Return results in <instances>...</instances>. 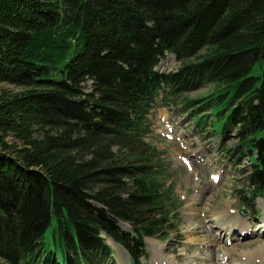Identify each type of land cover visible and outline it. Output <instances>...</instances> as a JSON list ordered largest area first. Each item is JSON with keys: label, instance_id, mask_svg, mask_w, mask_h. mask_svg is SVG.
<instances>
[{"label": "trees", "instance_id": "trees-1", "mask_svg": "<svg viewBox=\"0 0 264 264\" xmlns=\"http://www.w3.org/2000/svg\"><path fill=\"white\" fill-rule=\"evenodd\" d=\"M0 83L21 88L0 92V264H112L106 239L134 264L167 240L179 206L145 141L164 100L234 129L224 159L264 196V0H0Z\"/></svg>", "mask_w": 264, "mask_h": 264}, {"label": "rangeland", "instance_id": "rangeland-1", "mask_svg": "<svg viewBox=\"0 0 264 264\" xmlns=\"http://www.w3.org/2000/svg\"><path fill=\"white\" fill-rule=\"evenodd\" d=\"M178 66L179 62L174 55L167 54L159 61L156 70L167 73L174 71ZM258 72L257 67L252 71L253 74ZM90 89L91 83L86 82L84 90L90 91ZM210 89V86H201L183 96L189 99H199L207 95ZM3 90L12 94L20 91L21 88L0 83V92ZM166 102L167 100L162 101L153 111L150 117L152 133L145 137V141L159 151L165 171L164 184L168 186L172 198L179 206L175 211L177 212L175 229L167 240L145 238V255L138 258L134 264H159V258L164 264H189L183 260L192 255L205 258L206 250H216L215 258L218 259V263L220 261L222 264L224 262L226 264L245 263V258H239L237 253L244 254L253 250L254 254L248 255L247 261L264 264V255L254 250L260 245L264 248V227H260L261 224L264 225V196L252 202L243 201L244 190H247L246 176L250 169L248 158L243 156L237 162H232L224 159L225 156L222 153V150L233 147L237 142L235 130L230 129L227 136L220 140L208 124L202 129L194 125L193 117L205 114L206 111L199 110L192 115L183 107L176 106L181 105L182 101L164 105ZM199 104L195 103L193 106ZM6 140L9 144L20 145V142L11 136ZM215 176L219 177L218 181L214 179ZM194 205L196 212L191 214L189 207ZM222 211L230 214L236 212L235 216L249 225L246 232L248 235L244 236L245 230L239 231L243 226L237 222H235L234 229L229 228L232 222L226 224L227 229L224 227L221 230L214 227V222L210 220ZM203 222L208 227L209 225L213 227H210L208 231L212 239L214 238V245L205 244L202 240L206 232L198 227L193 229L195 226L203 225ZM121 225L126 230L129 228L126 223H121ZM234 230L240 235L237 232L236 236ZM232 232L233 237H231ZM216 233L219 235H215ZM106 243H109L111 247L112 264H133L129 260V255L123 254L117 245L110 243L108 239ZM233 245L237 252L233 255L230 253L223 255L225 252H230L224 250V247L226 249ZM155 256L159 257H156L157 261H155ZM178 256L180 259L177 258ZM190 264L193 263L190 262Z\"/></svg>", "mask_w": 264, "mask_h": 264}, {"label": "bare ground", "instance_id": "bare-ground-1", "mask_svg": "<svg viewBox=\"0 0 264 264\" xmlns=\"http://www.w3.org/2000/svg\"><path fill=\"white\" fill-rule=\"evenodd\" d=\"M193 202H195L194 200H193ZM193 208V209H192ZM196 207H195V205L194 206H191V207H189V211H190V213L192 214V213H194V212H196L195 209ZM198 210V209H197ZM228 212H232V211H230V210H228V209H226ZM227 211H222L220 214H215L214 215V218L213 219H211V220H213V221H211L210 220V222H214L213 224H214V227H216V228H219V229H223L224 227L227 229V225L226 224H229L230 222H232V225H231V227H229L230 229L232 228V229H234V225H235V222H237V224H241L243 227H241V230H239V231H244L245 230V234H244V236L246 235H248L246 232H247V229H248V227H249V225L246 223V222H241V220L239 219V218H237L236 216H235V213L236 212H233L232 214H230V213H228ZM224 212H225V214H224ZM194 215V214H193ZM192 216V215H191ZM239 216H240V214H239ZM240 217H242V216H240ZM243 218V217H242ZM226 219V220H225ZM201 225V224H200ZM200 228L201 229V231H203V232H206L207 234L206 235H204L203 237V241H205V244H211V245H214V238L212 239V237H211V233H209V228L211 227V225H209V227L203 222V225H201V226H195L193 229H195V228ZM260 227H264V225H262L261 224V226ZM211 228H213V227H211ZM192 229V230H193ZM191 230V231H192ZM236 230H237V228H236ZM251 230V229H250ZM194 231V230H193ZM233 231V230H232ZM234 232H236V236H237V232L238 231H235L234 230ZM233 233V232H232ZM210 234V235H209ZM215 235H219V234H215ZM238 235H240V233L238 232ZM234 236V233L232 234V236L231 237H233ZM243 236V237H244ZM204 243V242H203ZM236 246H239V245H236ZM216 247V246H215ZM119 248V247H118ZM236 247L233 245L232 247H230V248H226L225 249V247H224V250H229L230 252H225L223 255H226V254H228V253H230L231 255H233L235 252H237L236 251V249H235ZM120 249V248H119ZM264 248L260 245V246H258V247H255V249L254 250H256L258 253H260V254H263L264 255V250H263ZM121 250V252H123V254H128V253H126V252H124V251H122V249H120ZM215 251L216 250H209V251H207L206 250V256H205V258H200V257H198L197 255H192V256H190V258H188V259H184L183 261L184 262H186V263H189L190 264V262L191 263H193V264H222L220 261H219V263H218V259H216L215 258ZM218 252V251H217ZM238 254V256H239V258H241V259H243V258H245V260L244 261H246L245 263H242V262H238L239 264H256V263H250V262H248L247 261V259H248V257L249 256H251V255H253L254 254V251L252 250L251 252H249V253H244V254H247V255H244V254H242V253H240V252H238L237 253ZM177 255V254H176ZM249 255V256H248ZM156 257H158V256H155V261H157L156 259ZM159 258V257H158ZM177 258H179L180 259V256H178ZM222 259V258H221ZM251 258H249V260H250ZM252 260H254V259H252ZM159 264H164L163 263V261H161V258H159V262H158ZM237 263V264H238ZM223 264H226V262H224ZM257 264H259V263H257Z\"/></svg>", "mask_w": 264, "mask_h": 264}]
</instances>
